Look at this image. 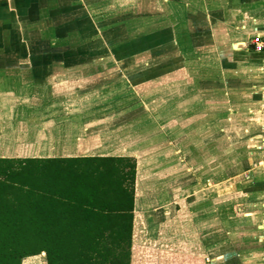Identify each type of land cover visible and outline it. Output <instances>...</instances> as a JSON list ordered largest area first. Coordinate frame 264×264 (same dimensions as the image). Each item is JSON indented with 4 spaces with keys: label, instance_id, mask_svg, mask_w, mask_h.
<instances>
[{
    "label": "crops",
    "instance_id": "crops-1",
    "mask_svg": "<svg viewBox=\"0 0 264 264\" xmlns=\"http://www.w3.org/2000/svg\"><path fill=\"white\" fill-rule=\"evenodd\" d=\"M263 23L264 0H0V157L135 158L130 264H264ZM140 56L183 68L153 127L132 131L130 106L50 103L107 95Z\"/></svg>",
    "mask_w": 264,
    "mask_h": 264
},
{
    "label": "trees",
    "instance_id": "trees-1",
    "mask_svg": "<svg viewBox=\"0 0 264 264\" xmlns=\"http://www.w3.org/2000/svg\"><path fill=\"white\" fill-rule=\"evenodd\" d=\"M135 158L0 157V264H130Z\"/></svg>",
    "mask_w": 264,
    "mask_h": 264
},
{
    "label": "rangeland",
    "instance_id": "rangeland-1",
    "mask_svg": "<svg viewBox=\"0 0 264 264\" xmlns=\"http://www.w3.org/2000/svg\"><path fill=\"white\" fill-rule=\"evenodd\" d=\"M2 54L8 55L6 53V50L2 49ZM119 58L122 57L121 51H119ZM139 59L134 58L132 63L129 65H122V64H114L111 67L110 74L111 78L108 81V90H107V95H104L106 93L100 92V89L97 90V93L92 92L93 94L91 95V92L89 90H85L83 93L79 94L81 96H69L67 101H65V97L63 96H56L55 98H51L50 103L54 104H72V103H80L82 105H87V104H106L108 103L109 105H113L114 108L115 106L118 107H124V106H130L129 110H133L130 113H128L130 120H131V125H132V131L136 133L138 132L139 127L137 128L138 125H140V128H151L153 127V122L154 121H163L165 118H170L168 117L171 115L170 113H167L168 116L165 117L164 113H155L154 111V106L155 105H170V104H176V102L170 97V87H171V78H175L179 75H184L183 74V68H178L179 70L174 71L172 73L173 75L169 74L168 76H162L158 75L160 73V69H163V66H158L153 64L155 61V58L148 56H140ZM175 66V65H174ZM189 74L194 75V72H198L201 70L198 69L196 66H190L189 67ZM104 71V70H102ZM139 77H143L146 81L143 82V80L138 79ZM155 77V78H154ZM89 78H87V81L85 83H88ZM143 82V83H141ZM197 81H193V87L194 90L197 89ZM155 84L157 86H155ZM199 84V83H198ZM192 87V85H191ZM191 87H187L184 91H188L187 93L190 94ZM200 87V85H199ZM192 91V92H195ZM106 92V91H105ZM182 93V90H181ZM179 92V97L182 95ZM187 93H184V97L181 96L179 99H183V101H187L188 97L185 95ZM197 94V93H196ZM91 95V96H90ZM157 95V96H155ZM195 94H193L194 96ZM107 96V97H106ZM157 97V98H156ZM197 97V96H196ZM5 98H2V102L0 104H4L5 101L7 100ZM195 100V97H193ZM9 99V98H8ZM175 99V98H174ZM171 100H173L171 102ZM190 99V103L192 102ZM74 101V102H73ZM4 102V103H3ZM7 103V102H6ZM179 105H182L183 102L179 101ZM142 106L147 107V111H144L140 108ZM167 109H170V106H167ZM174 115H179L173 113ZM122 115V113H114V116ZM134 122V123H133ZM134 127V128H133ZM151 130V129H150ZM44 257L43 256H34V257H29L24 259L22 261L23 263L21 264H44Z\"/></svg>",
    "mask_w": 264,
    "mask_h": 264
},
{
    "label": "built area",
    "instance_id": "built-area-1",
    "mask_svg": "<svg viewBox=\"0 0 264 264\" xmlns=\"http://www.w3.org/2000/svg\"><path fill=\"white\" fill-rule=\"evenodd\" d=\"M253 50L256 52H262L264 55V23L262 30L260 32H257L251 37L250 40ZM263 74H264V66H263ZM263 94H264V78H263ZM263 112H264V96H263ZM259 164L261 165V168L264 172V123H263V140H262V158L259 161ZM263 192H264V182H263ZM262 224L264 226V201H263V216H262ZM261 239L264 241V233L261 237Z\"/></svg>",
    "mask_w": 264,
    "mask_h": 264
},
{
    "label": "water",
    "instance_id": "water-1",
    "mask_svg": "<svg viewBox=\"0 0 264 264\" xmlns=\"http://www.w3.org/2000/svg\"><path fill=\"white\" fill-rule=\"evenodd\" d=\"M42 253H44V252H42Z\"/></svg>",
    "mask_w": 264,
    "mask_h": 264
}]
</instances>
